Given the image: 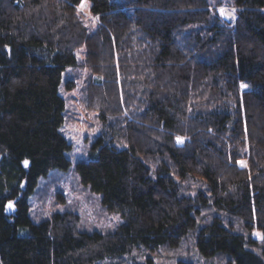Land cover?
<instances>
[{
	"label": "trees",
	"instance_id": "1",
	"mask_svg": "<svg viewBox=\"0 0 264 264\" xmlns=\"http://www.w3.org/2000/svg\"><path fill=\"white\" fill-rule=\"evenodd\" d=\"M220 7L0 0V264H264V0H235L233 21ZM82 49L103 126L74 170L125 219L114 231L31 216L72 167L60 92Z\"/></svg>",
	"mask_w": 264,
	"mask_h": 264
},
{
	"label": "rangeland",
	"instance_id": "2",
	"mask_svg": "<svg viewBox=\"0 0 264 264\" xmlns=\"http://www.w3.org/2000/svg\"><path fill=\"white\" fill-rule=\"evenodd\" d=\"M234 1L209 0L212 5H221L222 15L228 21H233L236 17L232 7ZM86 8L87 4L83 10ZM77 58L79 68L71 71V74L64 75L62 80L64 85L74 72L80 73L81 76L76 80L77 87L72 90L64 88L60 92L67 103V117L62 132L73 144L72 167L68 171H51L40 181L38 190L30 199L31 216L35 222H40L58 212H74L80 215L81 228L86 231H114L124 226L125 219L121 215L108 212L102 204L101 197L85 187L74 170L78 162L92 158L93 146L103 126L101 120L97 118L98 114L88 111L83 102L84 83L90 72L83 66L84 49L77 54ZM26 162L28 164V161ZM15 210L14 202H9L6 207L7 213L13 215Z\"/></svg>",
	"mask_w": 264,
	"mask_h": 264
},
{
	"label": "snow or ice",
	"instance_id": "3",
	"mask_svg": "<svg viewBox=\"0 0 264 264\" xmlns=\"http://www.w3.org/2000/svg\"><path fill=\"white\" fill-rule=\"evenodd\" d=\"M223 11V10H222ZM242 87H244V85H242ZM27 163V162H26ZM9 207H11V205H9Z\"/></svg>",
	"mask_w": 264,
	"mask_h": 264
}]
</instances>
